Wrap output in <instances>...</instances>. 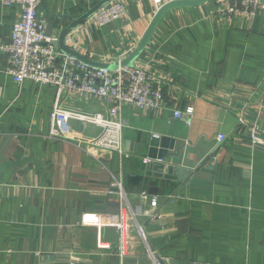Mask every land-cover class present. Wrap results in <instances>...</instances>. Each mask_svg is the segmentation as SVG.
Returning <instances> with one entry per match:
<instances>
[{
	"label": "crops",
	"instance_id": "1",
	"mask_svg": "<svg viewBox=\"0 0 264 264\" xmlns=\"http://www.w3.org/2000/svg\"><path fill=\"white\" fill-rule=\"evenodd\" d=\"M100 1L43 0L38 17L58 37ZM122 1L125 18L105 26L86 20L67 44L98 62L126 59L158 9L153 0ZM221 10L209 0L159 22L134 64L163 89L166 104L122 107L125 157L50 137L54 88L17 84L0 53V264H264V142L252 143L250 131H264V9L231 18ZM19 18L18 6L0 1V43ZM63 105L105 113L111 103L67 93ZM190 106L192 115L174 117ZM121 205L124 257L119 230L108 224L119 221Z\"/></svg>",
	"mask_w": 264,
	"mask_h": 264
},
{
	"label": "built area",
	"instance_id": "2",
	"mask_svg": "<svg viewBox=\"0 0 264 264\" xmlns=\"http://www.w3.org/2000/svg\"><path fill=\"white\" fill-rule=\"evenodd\" d=\"M5 6H18L20 18L14 24L9 40L0 43V53L6 56V72L13 76L15 82L22 85L32 81L41 87H53L55 99L50 114L49 136L65 139L78 144L85 143L127 156L123 142L124 120L121 109L126 105H134L143 111L164 109L165 94L159 85H154L144 67L122 66L118 62L116 68L94 67L84 63L78 58L57 50L52 44L58 39L53 33H47L46 22L38 17V10L43 0H0ZM159 10L163 0H153ZM220 11L226 17L239 14L257 15L264 9V0H214ZM127 4L122 0H111L99 8L87 21L99 26H105L114 21L121 20L127 15ZM87 95L99 100L110 101L111 105L105 113H85L77 109H69L63 105L64 96ZM193 107L184 112L175 110V118H182L184 114L192 115ZM71 120H78L84 125H95L100 132L95 136H87L75 130ZM240 126L245 124L244 118L239 119ZM251 142L258 144L264 142L259 125H252ZM226 135H219V142H223ZM161 161V160H160ZM144 163H151L153 159L145 158ZM111 186L117 190L120 197H126L122 181L113 178ZM147 198L146 193H142ZM158 198L152 199V206H157ZM148 214V213H147ZM123 205H121L120 219L109 222L116 226L120 235L119 254H127L129 241L127 239V224L125 223ZM91 222V221H90ZM102 226V218L95 222ZM141 237L146 240L142 227H139ZM156 263L160 264L158 260Z\"/></svg>",
	"mask_w": 264,
	"mask_h": 264
},
{
	"label": "water",
	"instance_id": "3",
	"mask_svg": "<svg viewBox=\"0 0 264 264\" xmlns=\"http://www.w3.org/2000/svg\"><path fill=\"white\" fill-rule=\"evenodd\" d=\"M111 0H101L97 5H95L91 10H89L86 14H84L80 19L74 21L68 27L61 31L58 35V39L54 41L52 44L57 50H61L69 55H72L79 60L83 61L84 63L94 66V67H102V68H116L118 67V62L113 64L98 62L86 55H83L73 47L67 44L66 36L74 30L77 26L88 20L99 8L110 2ZM209 0H173L166 4H164L154 16L150 26L148 27L145 35L139 42L136 49L124 60H121L120 64L122 66H132L134 65L135 61L140 57V55L145 50L149 40L151 39L153 33L155 32L159 22L164 17V15L172 9L178 7H189V6H198L203 3L208 2ZM47 33L51 34L52 30L48 27Z\"/></svg>",
	"mask_w": 264,
	"mask_h": 264
}]
</instances>
